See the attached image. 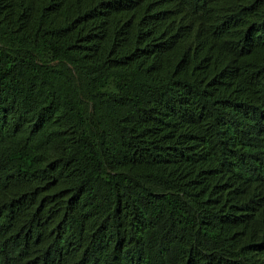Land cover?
Segmentation results:
<instances>
[{"label":"trees","instance_id":"16d2710c","mask_svg":"<svg viewBox=\"0 0 264 264\" xmlns=\"http://www.w3.org/2000/svg\"><path fill=\"white\" fill-rule=\"evenodd\" d=\"M0 264H264V0H0Z\"/></svg>","mask_w":264,"mask_h":264}]
</instances>
